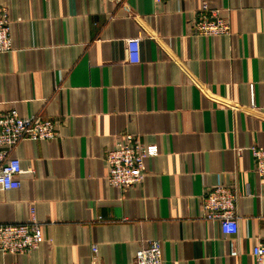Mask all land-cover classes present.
Masks as SVG:
<instances>
[{
  "label": "crops",
  "instance_id": "obj_1",
  "mask_svg": "<svg viewBox=\"0 0 264 264\" xmlns=\"http://www.w3.org/2000/svg\"><path fill=\"white\" fill-rule=\"evenodd\" d=\"M203 2L221 10L226 37L195 36ZM13 49L0 55V114L58 123L52 141H23L19 190L0 192V225L32 206L44 243L0 264H135L150 240L164 264H255L264 239V180L251 148H264V0H0ZM140 39L129 62L128 39ZM253 85L254 98L250 86ZM254 100V103H253ZM126 134L155 145L144 183H108L105 153ZM216 185L238 196L239 234L203 219Z\"/></svg>",
  "mask_w": 264,
  "mask_h": 264
},
{
  "label": "built area",
  "instance_id": "obj_2",
  "mask_svg": "<svg viewBox=\"0 0 264 264\" xmlns=\"http://www.w3.org/2000/svg\"><path fill=\"white\" fill-rule=\"evenodd\" d=\"M11 18L8 9L0 6V55L14 50ZM190 22L195 36L212 38L228 37L232 34L229 19L221 10L212 9L207 2L201 4ZM140 42L137 38L128 39L126 42L130 63L137 64L141 61ZM250 88L254 98L255 89L253 85ZM59 132L57 122L40 116L23 118L15 111L0 114V192L19 190L22 186L21 176L33 172L31 169L25 170L21 161L13 156L17 146L23 141H52L58 138ZM158 151L157 146L145 145L138 136L126 134L121 142L114 144L105 153L109 169L108 183L124 192L142 185L147 176L146 159L157 156ZM250 151L254 169L264 180V148L254 146ZM237 202L238 196L233 188L216 185L202 198L203 219L218 224L224 236H238L240 226L236 214ZM43 227L34 206L30 208L25 223L0 225V253L19 256L39 250L44 243ZM162 244L159 239L148 241L136 253L134 263L164 264ZM252 256L255 264H264V239L253 247ZM91 264H100L99 248L96 244L91 246Z\"/></svg>",
  "mask_w": 264,
  "mask_h": 264
}]
</instances>
